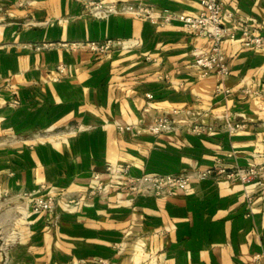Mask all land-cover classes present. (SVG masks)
<instances>
[{
	"label": "crops",
	"instance_id": "1",
	"mask_svg": "<svg viewBox=\"0 0 264 264\" xmlns=\"http://www.w3.org/2000/svg\"><path fill=\"white\" fill-rule=\"evenodd\" d=\"M88 1L0 0V264H264L261 182L208 178L153 197L103 173L264 164V0H217L223 26L241 22L262 39L254 51L221 41L227 96L193 66L210 40L177 23L95 20ZM94 1L199 11L198 0ZM104 39L114 47L102 56L84 47ZM158 117L209 130L151 136ZM94 173L103 193L89 195ZM36 191L54 196L52 211L26 209L18 195Z\"/></svg>",
	"mask_w": 264,
	"mask_h": 264
},
{
	"label": "built area",
	"instance_id": "2",
	"mask_svg": "<svg viewBox=\"0 0 264 264\" xmlns=\"http://www.w3.org/2000/svg\"><path fill=\"white\" fill-rule=\"evenodd\" d=\"M198 5L199 11L197 14L186 16L165 8L155 9L142 4L89 2L85 7L84 14L95 20H104L110 16L117 15L128 16L157 27L177 23L187 34L210 40V48L195 56L193 66L199 70L201 78L213 76L215 79L214 92L227 96L229 95V90L223 86V82L228 76V68L220 52L221 41L224 39L238 41L243 48L254 51L261 48L262 39L241 22H235L234 25L229 27L223 26L221 23L223 10L217 0H198ZM226 16L230 17V14H226ZM84 47L89 52L102 56L114 47V42L110 39L89 41L84 44ZM55 69L59 73L63 72L62 66H57ZM146 97L148 99L151 98L148 95ZM116 129L120 132H128L131 127L118 125ZM208 130L209 128L195 123L177 126L172 120L164 117L152 119L145 127V132L151 136H162L180 131L198 136ZM128 169V165H107L104 167L103 173L109 178H118L128 192L153 197L186 195L190 182L208 178L236 181L241 184L247 182H261L264 184V164L247 168H223L219 164H215L204 170L189 173H144L137 177L128 175ZM91 179L93 184L88 189V194H102L104 185L100 181V175L94 173ZM18 197L31 213L50 212L53 210L56 201L54 196L43 195L37 191L22 192ZM73 203H75V200L72 199L65 201L66 205ZM257 258L258 256L253 257V259ZM94 264H107V262L106 260L98 259Z\"/></svg>",
	"mask_w": 264,
	"mask_h": 264
},
{
	"label": "rangeland",
	"instance_id": "3",
	"mask_svg": "<svg viewBox=\"0 0 264 264\" xmlns=\"http://www.w3.org/2000/svg\"><path fill=\"white\" fill-rule=\"evenodd\" d=\"M89 2H98V1L90 0V1L86 2V4H85L84 7H83V10H82L83 13L85 12V7L87 6V4H88ZM137 4H139V3H137Z\"/></svg>",
	"mask_w": 264,
	"mask_h": 264
}]
</instances>
